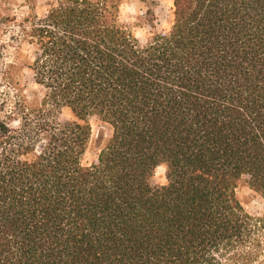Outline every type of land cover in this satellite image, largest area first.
Returning <instances> with one entry per match:
<instances>
[{
  "label": "trees",
  "instance_id": "1",
  "mask_svg": "<svg viewBox=\"0 0 264 264\" xmlns=\"http://www.w3.org/2000/svg\"><path fill=\"white\" fill-rule=\"evenodd\" d=\"M44 1L42 91L1 104L0 264H264V0H173L168 28L149 0L145 39L130 0Z\"/></svg>",
  "mask_w": 264,
  "mask_h": 264
},
{
  "label": "rangeland",
  "instance_id": "2",
  "mask_svg": "<svg viewBox=\"0 0 264 264\" xmlns=\"http://www.w3.org/2000/svg\"><path fill=\"white\" fill-rule=\"evenodd\" d=\"M157 13L159 15L160 28H168L173 19V0H157ZM149 0H130L121 5L122 19L130 23L131 29L141 39L149 35L147 26H139L136 23L138 13L145 11ZM49 5L44 0L31 1L30 5L25 0H0V114L3 99L7 98L6 107L14 104L21 91L31 94L33 90L42 91V87L34 81V71L30 67H24L27 61V54L30 60L35 59V47L23 40L22 20L28 14L36 13L44 16ZM64 117H71L68 109L63 111ZM92 144L91 149L86 153L84 162L90 163L97 157V145L95 139L100 129L110 131L108 125H101L92 117ZM165 165L156 168L154 182L164 184L166 182ZM244 206L252 213L261 211L264 208V200L255 197Z\"/></svg>",
  "mask_w": 264,
  "mask_h": 264
}]
</instances>
